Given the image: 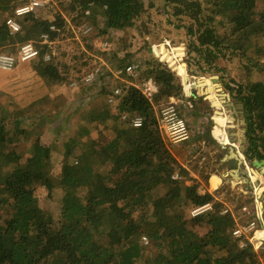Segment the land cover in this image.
Listing matches in <instances>:
<instances>
[{
    "label": "trees",
    "instance_id": "trees-1",
    "mask_svg": "<svg viewBox=\"0 0 264 264\" xmlns=\"http://www.w3.org/2000/svg\"><path fill=\"white\" fill-rule=\"evenodd\" d=\"M164 1L159 8L183 22L196 62L203 60L212 67L216 58L228 51L246 54L251 48L263 55L264 12L256 10L264 0ZM19 2L23 1L0 0V50L38 39L51 24L61 28L67 24L62 13L47 18L33 13L20 19L21 32L11 34L5 20ZM159 8L155 0H70L66 11L73 13L78 24H92L100 16V33L107 34L139 27L141 32L150 30L147 20ZM56 35L51 33V37ZM149 49L144 77L152 76L158 83L155 98L150 101L137 87L120 83L122 96L109 103L108 94L102 109L93 108L90 118L93 122L109 121L110 136L67 140L56 181L51 146L36 140L22 157L16 143L27 131L21 128V118L10 120L0 104V264L260 263L253 244L241 246L232 234L243 205L236 213H222L224 203L208 191H199L198 183L164 139L155 106L162 107L172 98L184 99V85L176 72L159 60L154 48ZM157 51L171 60L164 47ZM133 62L116 59V68ZM36 63L41 75L58 74L54 58ZM178 69L185 80V67L179 65ZM204 83L199 81L197 92H202ZM228 87L236 92L247 113L244 153L263 161L264 81ZM198 101L204 103L203 96ZM123 114L142 116V126L133 127ZM89 133L87 127L81 135ZM176 172L180 178H173ZM188 179L192 182L186 185ZM55 183L64 190L58 218L40 205L37 194L39 187L51 190ZM158 190L163 191L157 194ZM207 202H213L212 210L192 218L186 215L188 208ZM143 236L148 238L147 244Z\"/></svg>",
    "mask_w": 264,
    "mask_h": 264
},
{
    "label": "rangeland",
    "instance_id": "rangeland-1",
    "mask_svg": "<svg viewBox=\"0 0 264 264\" xmlns=\"http://www.w3.org/2000/svg\"><path fill=\"white\" fill-rule=\"evenodd\" d=\"M22 1L23 2L20 3V1L19 4H23L29 0ZM69 2L70 0H49L47 6L36 13L46 18L62 13L66 18L67 24L62 27L59 40L54 45V62L58 68V74L52 76H39L36 63L38 59L33 60L34 63L32 62V65L28 67L33 71L37 68L35 71L36 75L38 74L39 76L38 78L36 77V81L31 84L35 92L30 95L36 101L35 106L27 105V108H29L28 113L22 116H15L16 103L14 102L11 108L8 109L12 111L15 108V110L12 111L14 114L9 111L5 114L11 118L10 120H13L15 117L21 118V128L27 131L24 138L16 143V149L19 154H21L22 157L27 156L29 146L36 140L51 146V159L54 165L52 168V176L55 181L58 180L64 153V144L67 140L75 137L87 141L99 138L101 135L109 137L111 134L109 127H106V124H110L109 121L106 123L93 122L90 118L92 116V109L97 107L102 109L105 104L106 96L115 86L121 85L120 83H124L128 86L127 83L121 81V79H118L113 74V71L118 69L116 68V59L125 58V61L128 63L134 61L140 64L138 76H124L125 80L139 84L145 78L144 76H146L145 67L143 66L144 64L146 65L150 56L149 47H152L156 49V56L159 60L167 63L172 70L176 72L177 77L182 81L183 85L185 83L186 88L192 83L193 85H191V87L196 88L194 85H196L198 81H202V83L205 81L208 85L209 93L210 89L217 93L213 101L214 103L211 102V104L207 99L204 100V103L198 101V97H200L198 95L190 97V101H186L187 104L185 105L181 103L184 99L181 98L180 101L178 100L180 98H175L177 100L178 110L186 119L191 134L188 139L189 143H184L178 151L181 152L183 156L192 155V149H196V146L192 145L193 142H196V140L192 138V132L194 134L195 128V137L204 136L203 139L206 140V144L199 150L200 155L192 161L194 163L193 169H197L204 182H207L210 175L213 173H222L230 168L237 169L238 174L236 175L240 177L247 176V174L241 172L243 169H247V173L249 174L247 181L240 178L237 181L231 182L229 180L227 181L228 177H226L223 183L216 189H212L211 187L212 178L211 184L208 181V187L210 186L213 193L216 192L215 195L220 197L234 212L239 205H248V207H252L256 198L264 208V160L261 161L257 157L247 158L244 153L245 150H241V146L244 145L246 149L248 145V137L246 135L247 113L243 103L236 97V92L231 91L228 87L231 86L234 88L236 84L239 83L243 85L254 81H264V53L260 55L256 50L254 51V48L247 50L246 54L228 51L224 57L220 56L216 58L212 67H209L210 65L203 60H201L200 63L196 62V57H194L196 53L194 51L190 53L189 43L191 36L187 34L183 22L173 16L169 17L166 10L159 8V6H163L164 0H155L159 9H154L149 20H147L152 27L150 30H143L141 32V28L139 27L129 29L126 33L114 31L101 34L103 18L97 16L94 18V23L92 22L93 25L91 24L93 27L91 34L87 37L80 36L77 39L71 26L77 28V26L87 23L78 24L76 20H73V13L69 14L66 11ZM256 11L260 13L264 12V2L258 5ZM162 12H164V14ZM224 20L226 19L224 18ZM222 26L223 25L219 24L218 28L221 32H224L225 29ZM106 39L110 41V44L104 49V47L102 48L101 46V42ZM13 47L14 48L4 51L14 53L16 52L17 44ZM161 47H164L165 52L172 57L171 60L159 54L157 49L160 50ZM179 65L185 67V77H187L185 80L182 74L179 73ZM95 67H101L103 73L98 76L92 84L87 87L82 83L76 88L70 86L72 80L80 78L83 74ZM13 70H0V72L11 73ZM4 79L6 83H8V87H10V85L11 87L14 86V88L2 90L5 94L2 95V99L0 100L8 103L11 99L13 100V98H11L13 92L20 90L22 82L15 81L11 84L14 80L13 77L6 76ZM188 79L189 81H187ZM0 85H2V83H0ZM24 89L27 90L26 88ZM32 100L33 99H29L27 102H31ZM16 102L18 103V101ZM174 102L176 103L175 100ZM217 102H219L220 105L216 106L215 103ZM167 103L168 102L163 103L162 105L165 106ZM190 104L194 105L193 108H191ZM241 105L242 107H240ZM188 106L190 109L187 108ZM162 107H159V105L155 106L157 116H159ZM215 107H221L219 110L221 114L216 113L218 109H215ZM191 109H194L195 112L191 113ZM234 110L237 111L236 117L240 121V129L234 126L235 121H228L225 130L220 129L217 126L218 122L216 117H225L228 120L229 113ZM229 124L234 127H230ZM87 127L90 133L82 136V132ZM211 131L217 139H211ZM227 133H234L232 137L237 139V147L234 148L235 150L238 148L241 153L243 152L244 158L242 159L244 163H242L240 168H238L235 163H230L232 160L229 156L231 141H229L230 136L228 137ZM243 139H245V142ZM225 155L227 159H223ZM198 160H200V163H198ZM254 172H256V175L252 177L251 173L254 174ZM214 176L220 180L219 176ZM162 191L163 190H158L157 194ZM63 193V188L57 183H55V186L51 190L45 187L38 188L37 194L40 205L44 209L49 210L54 218H58ZM188 209L186 210V215L192 218L190 215L191 208L189 211ZM237 210H239V208ZM236 216L238 215L236 214ZM249 219L250 216L243 214L241 209V218L237 219V221L241 224H245ZM196 228L201 233L206 230L199 225H196ZM263 229L264 228L260 230ZM255 250L260 254V260L264 261V245L255 248Z\"/></svg>",
    "mask_w": 264,
    "mask_h": 264
},
{
    "label": "built area",
    "instance_id": "built-area-1",
    "mask_svg": "<svg viewBox=\"0 0 264 264\" xmlns=\"http://www.w3.org/2000/svg\"><path fill=\"white\" fill-rule=\"evenodd\" d=\"M49 0H29L23 4L17 5L13 14L8 16L5 20L6 26L11 34L21 32L22 26L20 19L26 15L37 13L40 9L47 6ZM86 14H90V10L85 11ZM76 38L80 36L87 37L92 32V25L82 24L77 28L71 26ZM51 33H56V37H51ZM62 28L56 24H51L48 31L42 32L38 39H29L21 43H17L16 52H7L0 50V70L11 71L19 63L28 62L32 60H42L44 62H50L54 58L55 51L54 45L58 42ZM110 44L109 40H103L101 42L102 48L106 49ZM140 71V64L133 62L123 68H118L113 71V74L121 81L132 85L141 90L142 94L152 101L155 95L159 92V85L152 76L145 77L139 84L132 83L124 79L125 75L138 76ZM103 73L101 67H95L89 72L83 74L80 78L74 79L70 82V86L76 88L79 84L90 85L98 76ZM124 88L121 85L115 86L108 95V102L113 103L116 99L122 96ZM173 99V98H172ZM171 101L163 106L158 116V125L164 135V139L169 144H175L178 142L186 141L190 138V129L186 119L180 114L176 103ZM123 119H128L133 127H140L143 124V117L140 115L123 114ZM173 178H180L178 172L173 175ZM202 187V186H201ZM204 189V188H203ZM202 189V190H203ZM200 191L205 193L206 191ZM209 192V191H208ZM214 199L223 202L218 196H215L212 192ZM224 203V202H223ZM225 206L222 209V213L232 212L230 206L224 203ZM213 209V202H207L202 205H197L191 208L190 215L192 217L199 216L207 211ZM243 214L250 216V219L245 224L236 222V226L232 230V234L235 238L239 239L240 245L244 246L247 242L253 244L254 248H259L264 245V238L259 239L256 234L257 231L264 228V208L258 202L257 198L252 207L248 205L242 206ZM143 243H148V238L143 236ZM259 264H264L261 260Z\"/></svg>",
    "mask_w": 264,
    "mask_h": 264
},
{
    "label": "crops",
    "instance_id": "crops-1",
    "mask_svg": "<svg viewBox=\"0 0 264 264\" xmlns=\"http://www.w3.org/2000/svg\"><path fill=\"white\" fill-rule=\"evenodd\" d=\"M32 62H33V60L32 61H28V62H21V63H19L14 68V70L11 73L0 72V83H2V85H0V99H2V95L5 94V92H3L4 89L14 88V86L11 87V85H10V87H8V83H6L4 77H6V76L7 77H13L14 80L11 82V84H13L15 81L22 82V86L20 87V90H17L15 92H13V95L11 96V98H13V100L11 99V101L8 102V103H5V101L0 100L1 106H3L6 109V111H9L8 109L11 108V106H12V104L14 102L16 103V107H15L16 108V111L14 112L15 113V116L16 115L22 116L23 114L28 113L29 112V110H28L29 108H27V107L28 106H32V105L35 106V103H36V101L34 100V98L30 95V94H32V93L35 92V90L33 89V85H31V84H33V82L36 81L35 80L36 77L38 78L39 76H43V75H41L38 70H37L38 71L37 73L39 74V76H38V74L36 75V71L35 70L37 68L33 71V70H31L28 67V66L32 65ZM187 81H189V79ZM191 85H193V83ZM194 86H196V88L191 87L190 88V91L188 90L190 92L189 95H188V93L185 92V86H184V96H185V98L182 101H181V99H178V100L181 101V103H183V105L187 104V102L190 101V97H192L194 95L195 96H197V95L198 96H201L197 92L198 90H200V88H199V81ZM202 86H204V87H202V92H201L204 100L208 98L209 101L208 100L207 101L210 104H211V102L214 103L213 101L215 100V98H210L209 91H208V85L204 83ZM24 88H26L27 90H25ZM193 91L194 92H197V94H193ZM215 96H217V93L216 92L213 93V97H215ZM29 99H33V100L31 102H27ZM172 100L173 101L175 100L176 101V105H178L177 104V100L175 98H173ZM198 100H199V97H198ZM16 101H18V103ZM190 106H191V108H193L194 105L193 104H190ZM15 108L12 111H14ZM187 108L190 109L189 106ZM215 109H218V111L216 113L219 114L220 113L219 110L221 109V107H215ZM12 111H9V112L13 113ZM190 111H191V113H194L195 112L194 109H191ZM236 112L237 111L234 110V111H231L229 113V115H228L229 118H228V120L226 121V123L223 126H226L228 121H231V122H234L235 121V125L234 126L237 127V129H240V126H239L240 125L239 124L240 121L236 117ZM195 114L198 115L197 113H195ZM218 125H219V123H218ZM229 126L231 127L233 125L229 124ZM227 134H228V137L230 136L229 137V141H231L230 142L231 143V146L237 147V144H236L237 139H235L234 137H232V136H234V133H227ZM210 135H212V138H211L212 140L217 139L216 136L212 133V131H211V134ZM192 138H194L196 140V142H193L192 143L193 146H196V149L195 148L192 149V155L190 154L188 156H186V155L183 156V155H181V152L178 151L179 148L184 143H187L188 144L189 143L188 142L189 140L182 141V142H178V143L171 144V145H169V143H168V146H169L170 150L172 151V153L174 154V156L176 157V159L178 160V162L183 167H185L187 169V171L189 172V175L198 183V185H199V191H201L204 188L202 191H210V192H213L212 189L218 188L221 185V183H223V181H224V179L226 177H228L227 178V181L229 180L231 182L237 181V180H239L241 178L240 176H237L236 174L232 173V169L230 168V169H227V170L223 171L222 173H213L212 175H210L209 180H208L210 182V184H211V179L213 178L214 175L219 176L220 180H219V182L217 183V185L215 187H213L211 185L212 189L210 188V186L208 187V185H209L208 181L207 182L206 181L205 182L203 181V179L201 178V176H200L199 172L197 171V169L196 168L193 169L194 168L193 167L194 163L192 162L193 159H196L197 156L200 155L199 154L200 153L199 150H201L203 148V146L206 144V140L203 139L204 136H202V137L201 136L195 137V128H194V134L192 132ZM241 154H242V158H244L243 152ZM226 157L227 156L225 155L223 157V159H227ZM230 157L232 158V160H231L230 163L231 164H234L235 161H236V159L234 157H232V156H230ZM191 163H193V164H191ZM198 163H200V160H198ZM228 163H229V161H228ZM234 166H231V167H234ZM251 175H252V177H254L256 175V172H254V174L251 173ZM191 182H192V180H189L188 179V180H186L185 184L186 185H189V184H191ZM215 193H214V195H215ZM215 196H217V195H215Z\"/></svg>",
    "mask_w": 264,
    "mask_h": 264
},
{
    "label": "water",
    "instance_id": "water-1",
    "mask_svg": "<svg viewBox=\"0 0 264 264\" xmlns=\"http://www.w3.org/2000/svg\"><path fill=\"white\" fill-rule=\"evenodd\" d=\"M154 52H155V54L157 55L156 49H154ZM183 82H184V81H183ZM184 86H185V92L188 93V90H187V88H186L185 83H184ZM198 93H199V92H198ZM188 94H190V92H189ZM193 94H197V92H194V91H193ZM240 107H242V105H241ZM244 130H245V129H244ZM243 141L245 142V139H243ZM241 150H245L244 145L241 146ZM229 156H232V157H234V158L236 159V161H235V165H237L238 168H240L241 165H242V163H244V161H243V159H242L241 151H240L239 149H236V150H235V148H234L233 146L230 147ZM237 171H238L237 169H232V173L238 174ZM241 172L244 173V174H247V176H242V177H241L242 180L247 181V180H248V176H249V174L247 173V169H243Z\"/></svg>",
    "mask_w": 264,
    "mask_h": 264
},
{
    "label": "bare ground",
    "instance_id": "bare-ground-1",
    "mask_svg": "<svg viewBox=\"0 0 264 264\" xmlns=\"http://www.w3.org/2000/svg\"><path fill=\"white\" fill-rule=\"evenodd\" d=\"M190 90V89H189ZM213 93H214V91L213 90H211L210 89V98H215V97H213ZM201 96H202V93H199ZM207 100H209L208 98H207ZM216 105L218 104V105H220V103L218 102V103H215ZM216 120H217V122L219 123V125H217L220 129H222V130H225V127L226 126H224V128L222 127L226 122L225 121H227V119L225 118V117H222V118H218V117H216ZM228 125V124H227ZM219 182V179L216 177V176H214L213 177V179H212V186H216L217 185V183ZM259 233V234H258ZM256 236L259 238V239H262V238H264V229L263 230H259V231H257V234H256Z\"/></svg>",
    "mask_w": 264,
    "mask_h": 264
}]
</instances>
